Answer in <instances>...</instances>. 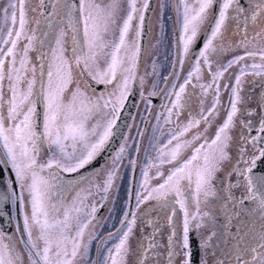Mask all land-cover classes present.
<instances>
[{
    "label": "snow or ice",
    "instance_id": "6c2138e0",
    "mask_svg": "<svg viewBox=\"0 0 264 264\" xmlns=\"http://www.w3.org/2000/svg\"><path fill=\"white\" fill-rule=\"evenodd\" d=\"M217 2L192 0L190 4L188 0H180L177 15L180 22L178 44L181 47L174 67L178 64L183 68L185 58L195 62L182 83L171 82L170 88L161 89L166 102L156 118L157 130L161 127V116L165 125L174 127L169 129L165 143L152 145L155 158H149L142 169L141 191H137L135 196V210L125 211L120 227L115 232H109L107 238L100 239L96 234L85 239L89 227L94 226L97 220L98 208L94 203L84 206L87 197H81L79 206H64L62 216L50 217V209L60 211L57 208L61 194L56 170L71 173L92 163L113 136L131 85L139 81L143 87L145 81L138 75V64L144 51L142 39L150 0H127L126 14L122 18V0H78V5L56 0L50 16L59 19L56 23L51 19L46 21L50 33H43L44 36L50 35L49 43L54 46L41 53V58L47 60L40 66L42 75L38 91L36 68L32 65L29 52L33 50L34 42L43 45V41L37 40L35 29L26 30L29 24L26 4L29 0H9L0 18V168L11 170L17 187L12 188L10 179L6 194L0 198L7 200L11 197L14 205H20L23 235L27 239H21L19 243L24 245L28 264H76L78 259L84 264H129L130 257L132 264H161L162 255L165 257L164 264H177V260L179 264H209V253L206 251L209 248L211 264H225L224 258L216 256L217 246L211 244L216 236L214 231L204 237L196 235L197 259L193 260L190 234H196L205 222L214 226L215 219L211 215L213 200L219 202L226 220L223 227L234 241L225 254L228 264H264V89L256 97V108L248 107L251 97L241 95L246 75L253 77L250 82L254 85L264 84V0H222L218 14H213L211 10ZM44 5L45 0H38L37 7L29 6L28 11L44 16ZM60 5H63L62 10ZM9 7L12 9L10 15ZM210 16L213 18L211 23ZM229 20L236 21V31L243 32L235 47H243L245 51L213 73L210 57L220 56L233 48V45L223 42ZM32 22L40 23L38 19ZM6 24L9 26L4 32L3 25ZM250 24L259 29L251 36L248 31ZM206 25L210 33L198 54L190 56L201 29ZM114 26H118V37L106 40L105 35ZM66 38L71 41L70 57L65 54ZM22 39L26 43L18 48ZM106 49L110 51L105 52ZM102 54L109 59L101 70L98 57ZM246 59H251L253 63L241 64ZM237 64L241 66L234 83L224 84V89L229 91L226 117L209 141L205 133L211 118L218 115L219 81ZM45 66L46 82L43 80ZM152 68L155 73V62ZM76 69L80 70L79 73ZM85 74L97 84H103L105 89L111 85L112 90L107 92L106 97L103 93L96 96L94 91L89 94L88 88L78 78ZM171 75L179 80L178 73ZM208 75L211 82L201 83L199 88L202 96H206L209 90L215 93L212 106L205 112L202 99L199 116H193L186 88L194 79L200 81ZM256 77L260 78L259 81ZM164 82L167 86L168 78H164ZM158 94L154 84L153 91L148 95ZM37 97L43 102L42 123L37 111ZM241 104L244 106L242 113L238 107ZM185 109H188V118L182 123ZM238 113L249 117L239 121L241 129L249 134L242 130L234 139L230 132L236 127L234 118ZM101 114L102 120L96 119L89 127V121ZM254 116L257 117L255 123L251 119ZM202 122L205 127L201 130ZM252 131L260 135H251ZM138 135L142 137L143 132ZM78 146L81 149L79 154ZM233 147L236 148L234 163L230 152ZM187 149L191 150V154L181 159ZM44 150L50 155L41 162ZM128 150L126 143L120 145L112 158L111 168L104 171L102 184L95 185L102 193V201H108L109 194L116 188L119 169ZM226 163L230 164L228 170ZM129 165L136 168L138 157L130 159ZM164 165H172L167 175L162 171ZM152 168L156 169L155 177L149 176V169ZM152 178L163 179L151 185ZM234 190H240L239 196ZM25 193L31 208L30 215L25 209ZM153 199L161 209L171 206L167 217L170 233L166 246L157 239L161 235L158 220L151 217L143 220L141 236L136 237L140 216L152 211L150 208L145 210V214H140L139 209ZM174 205H178L183 212L182 235L179 237L174 223L177 212ZM245 214L250 217L246 229L242 230L238 224L236 233H230L232 220ZM143 227L152 231L145 235ZM112 239L117 242L109 247L108 241ZM133 239L136 240L135 246ZM94 240H99V244L96 257L92 258ZM165 247L166 251L161 253L159 249ZM0 264H24L16 241L4 233H0Z\"/></svg>",
    "mask_w": 264,
    "mask_h": 264
},
{
    "label": "rangeland",
    "instance_id": "374dc122",
    "mask_svg": "<svg viewBox=\"0 0 264 264\" xmlns=\"http://www.w3.org/2000/svg\"><path fill=\"white\" fill-rule=\"evenodd\" d=\"M67 2H71V0H67ZM179 2L180 0H156L155 6L152 9V12L150 14V17L148 20V26H147L148 33L145 37V44H144L142 60L140 58L139 64H138V75L142 76L145 81L143 87H140L141 98L144 100V105H143L140 115L137 118H135V120H133L127 132V135L124 141L122 142V144L126 143L127 145H129V150L125 154L123 162L121 163L119 174L116 180V188L112 190L113 197L111 198L104 212L99 217H97V220L94 222V226H92V228H89L85 239L88 238V235H96V234H98L100 239L107 238L108 232L120 226V220L123 218V213L127 210L129 191H130V182H131L132 170H133V168L129 165V160L135 158L136 145H137V141L139 137L138 133H140L142 123L144 121V118H146L147 111L151 105L149 104L150 100L144 98L145 97L144 89L145 88L148 89L147 90V94H148L149 92L153 91V85L155 84V91H157L160 94L161 89H165L167 87L165 85L164 78L169 79L171 77L170 73H171L174 60H175V56H176L175 48H177L178 50L177 41L175 42L174 35H175V32H177L178 35H180V22L178 21V15H177V7L179 6ZM188 2L191 4L192 0H188ZM8 4H9V0H0V8H1L0 18H2V15H3L2 10ZM37 4H38V0H29V3L26 4V15L29 20V24L26 26V30L35 29V35L37 37V40L43 41V45L34 42L33 50L29 52V57L32 61V65L36 68V79L38 81L36 85V90L38 91L40 87L39 81L41 80V75H42L40 66L42 63L46 64V60H47V58H43V59L41 58V53L47 52L50 47L54 46L49 43L50 35L49 36L43 35V33L45 32L50 33V30L48 29L46 25V21L51 19L53 23H56L59 18H52L50 16L52 9H51V12H49V14L45 16V19H42V16H40L38 13H32L28 11L29 6L37 7ZM60 9L61 10L63 9V5H60ZM126 10H127V0H122L121 12H120L121 18L126 14ZM8 12H9V15L12 12V9L10 7L8 8ZM33 19H38L40 21L39 25L32 22ZM133 23L135 26L136 21H134ZM229 25H236V21L229 20L226 22V30L224 32V41H223L225 45L236 44L243 37V33L240 36H237V34H239L240 32L234 30L233 26H229ZM8 26L9 25L7 24L3 25L4 32H7ZM241 26L243 27V25ZM17 27H18V24H17ZM258 30H259L258 28L253 27L251 24L249 25L248 31H249L250 36L255 31H258ZM117 37H118V26L111 27L109 32L105 35V39L109 41ZM80 38H82V31L80 34ZM24 43H26V41L22 39L18 48L22 47ZM65 47H66L65 54L70 57L71 56V41L67 40V38H66ZM180 47L181 46H179V49ZM5 50H6V46H5ZM108 51H110V49L105 50V52H108ZM225 53L226 54L229 53V50H226ZM108 59L109 57L103 54L98 57V66L101 70L106 67ZM153 62H155L156 64L155 73H153V68H152ZM249 63H250L249 60H245L241 64L248 65ZM93 67L95 68L96 65H93ZM237 69L239 68L237 67ZM79 71H80L79 69H76L77 73H79ZM46 74H47V67L45 66L43 70V80L45 82L47 80ZM78 78H79V81L83 84V86L88 88L89 94H91L94 91L96 96H99L101 95V93H103L106 97L107 92L112 90L111 85H109L107 89H105V86H104L103 89L99 90L95 87H92L90 84H88L83 79L82 75L79 76ZM178 81L179 82L181 81L182 83V79L180 77ZM136 83L139 84V81H137ZM167 88H170V87L168 86ZM260 92L261 90L255 88V89L250 90L249 95L251 99L255 100L256 102V97ZM158 95H155L154 97H157ZM37 100L39 101L41 105V109L43 113V102L39 99V97H37ZM165 102H166V97L164 96V94H162V100L155 106L154 111L151 114V116L148 117L149 121H148L145 135L143 138L141 160H140L139 169H138L137 176H136L135 191H134V204H133L134 210L136 208V200H135L136 193L137 191H141L140 184L142 182V169L145 168L149 158L153 160L155 158V149L152 147V145H159L161 143H165L168 138L169 126L163 123V120H164L163 116L160 117V125H161L160 129L157 130L156 128L157 114L163 111L162 104ZM96 119L102 120V114L101 116H97L93 120H90L89 127H91V124L94 123ZM80 150L81 149L78 146L77 154H79ZM49 155L50 153L47 150H44L41 155V162L46 161ZM112 158L105 165H103L99 170H97L93 174L85 178H82L80 180L70 182L58 176V188H59V192L61 195H60L59 201H57V208L60 209V211L55 212L50 209L49 210L50 217L62 216L64 206H67L69 208H71L73 205L79 206L81 197H87V199L84 200V206H89L94 203L99 209L100 205L103 202L100 199L102 193L97 191L95 185L102 184V181L105 178L104 171H106L108 168H111L112 166ZM167 167L168 165L163 166L162 171L164 173L167 172V169H168ZM155 174H156L155 168L149 169L150 177H155ZM45 175H47V172L45 173ZM162 179L163 178H152L150 179V183L151 185H156L155 181L157 180L158 183H160L162 182ZM153 201L154 199L149 200L146 204L142 205L139 209V212L142 213L147 208V206H149ZM29 209L31 212L30 206H29ZM142 226L143 224L138 225L136 232L137 231L141 232ZM146 230H147V227H143V231H146ZM116 242L117 241L115 239L109 240L108 246L110 247ZM5 243H7V240L5 241ZM135 243H136V240L133 239L132 241L133 246H135ZM98 244H99V240H94L92 242V249H91L92 258L96 257ZM208 259H209V264H211L212 257L210 254L208 256ZM79 262H81V264H84V261L81 259H78L76 263L79 264ZM177 264H179L178 260H177Z\"/></svg>",
    "mask_w": 264,
    "mask_h": 264
},
{
    "label": "flooded vegetation",
    "instance_id": "af4514ba",
    "mask_svg": "<svg viewBox=\"0 0 264 264\" xmlns=\"http://www.w3.org/2000/svg\"><path fill=\"white\" fill-rule=\"evenodd\" d=\"M55 2H56V0L54 1V3ZM71 2L72 3L74 2V4H78L77 0H75V1L71 0ZM155 3H156V0H155ZM53 4H52V6H53ZM154 6H155V4H154ZM154 6H153V8H154ZM51 9H52V7H51ZM50 12H51V10H50ZM212 13H213V9H212ZM48 14H44V16H42V19H45V16L48 15ZM211 19H212V16H210V18H209V23H210ZM229 26H233L234 30H236V25H229ZM241 28H242V26H241ZM205 29H207V31ZM239 32L240 33L237 34V36H240L243 33L242 31H239ZM209 33H210V28H207V25L205 26V28L201 29V35L198 36L197 42L194 45L193 50L190 51V56H195V55L198 54V51L202 47V45L199 47L198 51L196 53H194L197 43L199 42V40L201 39V37L203 35L205 36L204 37V40H205L207 34H209ZM174 37H175V42L177 41V45H178V50H177V48H175V52H176L175 53L176 56H175V60H174V63H175L177 61V59H178V53L180 51L179 44H178L179 35H178L177 32H175ZM204 40H203V42H204ZM203 42H202V44H203ZM219 42L220 41H217L216 43H219ZM238 43L239 42H237L236 44H238ZM144 44H145V40H144ZM236 44H233V48L231 50H229V53L226 54L224 52V54H222L220 56H211L210 57V59L212 61L211 72H213V73L216 72L218 68H220L223 65L227 64V62L230 59H232L234 56L243 55L245 49L242 48V47H238V48L235 47ZM143 49H144V45H143ZM142 55H143V52H142ZM142 55L140 57L141 60H142ZM246 60H249V62H250L248 65L252 64V60L251 59H246ZM194 62H195L194 60H190L188 58H185V63H184L183 68L179 67L178 64H176V66L174 67V64H173V67H172V70H171V73H170L171 77L168 79L169 80V84L167 85V87L168 86L171 87V82H175V83H177V85L179 83H181V81L180 82L178 80L176 81L175 77L173 75H171L173 72L178 73L180 75L179 77L182 79V82H183L185 76L187 75V72L191 69L192 64ZM256 62L259 63L258 60ZM240 66H241V64L234 65L228 72L225 73V76L219 81L220 87H221V94H220V103L217 106L218 107V115H215V116H213L211 118V123L207 127V132L205 133V135L207 136L209 141L214 137L216 129L223 123V120L226 117V112H227V110L229 108V103H228V101H229V91H226L224 89V84L228 83L229 85H231V84L234 83L235 75L239 72V69H237V67L240 68ZM82 77L89 84V82L87 81L86 77L87 78H90V77H88L86 74L82 75ZM243 79H244V83H243L244 91L241 93L242 96L250 97V95H249L250 90L255 89V88L259 89V90L264 89V84H256V85H254L253 83L250 82L253 79V77L250 74L246 75ZM259 79H260L259 77H256L257 81H259ZM210 82H211V77H210V75H208V76H205L200 81H196L194 79L192 81V84L188 88H186V97H190V110H191V114L193 116H197V117L199 116V114L201 112V100L202 99H203V109H204L205 112L212 106L213 97H214L215 93L212 90H209V92L207 93L206 96H202L201 95V90L199 88V84H201V83L207 84V83H210ZM133 84L137 85L138 90H139V94H140V98H139L136 111H135V113L133 115V118H132V120L130 122L129 127L131 126L133 120H135V118H137L140 115V113L142 111V108H143V105H144V100L141 98V93H140V87H141L140 83L137 84L135 82ZM133 84H132V86H133ZM132 86H131V88H132ZM147 90H148L147 88L144 89V94H145L144 98L151 101V105H150V107H149V109L147 111V114L150 117L151 114L154 111L155 106L162 100V94L163 93L161 92L157 96L159 98L158 101L154 105H152L153 102H152L151 98H153L154 96H149L147 94ZM238 107L241 108V113H242L243 110H244L243 104L238 105ZM248 107L249 108H256L257 107V103L255 102V100L250 99L248 101ZM187 113H188V109H185V114L181 116V122L182 123L187 120V118H188ZM241 113H238L237 117L234 118L235 121L237 122L236 123V127L232 128L231 132H230V134L234 137V139L238 138V135H239V133L242 130L245 131L246 134H249V133H247V130L241 129L240 124H239L240 120H247V119H249V117H247L245 115H242ZM147 114H146V116H147ZM251 119H252L253 123H255L257 117L254 116V117H251ZM145 121H146V118H144L142 127L140 129V132H142L143 128H145L144 134H143V138H144L146 127H147V124H148L149 120L147 119L146 125L144 127ZM40 122L42 123V109H41V121ZM168 126H169V129L174 127V125H168ZM129 127H128V130H129ZM204 127H205V125L202 122L201 126H200L201 130ZM128 130H127V132H128ZM193 131H195V130H193ZM250 134L251 135H260V133L256 132V131H252ZM126 135H127V133H126ZM126 135H125V137H126ZM143 138H142V143H143ZM189 138H190V134H189ZM124 139H123V141H124ZM197 143H199V141H197ZM119 148H120V146L118 147V149L111 155V157L103 165H105L108 161H110V159L115 155V153L119 150ZM136 148H137V145H136ZM141 151H142V144H141ZM141 151H140V156H139V164H140V160H141ZM249 151H251V146H249ZM230 152L232 153L233 163H234L235 162V157H236V148L233 147L232 149H230ZM190 154H191V150L190 149L185 150L183 152V154H182L181 159L187 158ZM135 155H136V152H135ZM102 166H100L98 169H96L92 173L88 174L87 176L93 174L94 172L99 170ZM171 166L172 165H168L167 168L169 169ZM225 168H226V170L230 169V164L226 163L225 164ZM138 169H139V165H138V168H137V172H138ZM168 169H167V172H168ZM56 171H58V170H56ZM4 172H5V194H6L8 181L10 179L12 181V185H11L12 188L15 189L17 186H16L15 178H14L13 173L11 172V170L10 169H7V170L4 169ZM167 172H165V175H167ZM66 173H69V172H66ZM132 173H133V170H132ZM257 173H259V172H257ZM220 175L223 176V173H221ZM59 176L61 178H63L61 176V174H59ZM87 176H85V177H87ZM136 176H137V173H136ZM85 177H82V178H85ZM82 178H79V179H76V180H80ZM131 179H132V177H131ZM233 179H235V176H233ZM64 180H66V179H64ZM76 180H66V181L74 182ZM135 183H136V179H135ZM155 184H158L157 180L155 181ZM218 187H219V185H218ZM130 190H131V182H130ZM234 191L236 192V195L239 196L240 190H234ZM109 195H110V199L107 201V204H106V207L104 208V210L107 208L111 198L113 197V192H111ZM129 198H130V191H129ZM7 200H8V203L10 205V217H11L10 229H11V231H10L9 235H6V236L12 237L14 239V241H16V243L18 245V251L21 253V255H22L23 259H24V264H28L27 253L25 251L24 245L19 243V241L21 239H24V240L27 239L26 235H23V216H22V213H21V210H20V205L18 203L14 205L12 203L11 197H9ZM104 202L105 201H103L102 204ZM133 204H134V196H133ZM29 206L30 205H28V203H27V193H25V209L28 212V214L30 215L31 212H30ZM174 206L177 209L176 216L174 217V223H175V226H176L177 236L179 237V236L182 235L183 212L179 209L178 205H174ZM148 207H150L152 209V211L148 212L146 215H141L140 219L138 220V225L142 224L143 220H145V219H147L149 217L158 220V226L160 228L161 235H159L157 237V239L160 241L161 244H164L166 246V244H167V235L170 233V227H169L168 222H167V217L170 214L171 206L166 207L164 209H161L160 206L157 204V201L154 200L149 206H147L146 209H150ZM100 208L98 209L97 217H99L104 212V210L102 212H100ZM128 208H129V199H128V206H127V210L126 211H128ZM211 209H212L211 215L215 219L214 226H213V224L211 222H205L204 225L197 231V235H199L200 237H204V236L210 235L214 231L216 233V236L213 237V239L211 241V244L217 246V248H216V256L220 257V258H224L225 259V264H228V260L225 257V254L229 252V250L232 247L234 241L232 240L231 236L226 234V230L223 227V225L226 223V220H225L223 212L221 211V209L219 207V202L213 200L211 202ZM132 210H134L133 206H132ZM145 210L142 213L141 212H139V213L140 214H145ZM191 210H194V208L191 209ZM204 210L206 211L207 209H204ZM249 222H250V217L248 215H246V214L242 215L239 219L234 218L232 220V225H231V227H230V229L228 231H230V233H232V234H235L236 231H237V227L236 226L238 224L241 225L242 230H244V229H246V227L249 224ZM89 228H92V226H90ZM116 229L117 228L113 229L110 232H114V231H116ZM151 231H152V229L147 227V230L143 231V233L145 235H147ZM0 233H3V232L0 230ZM136 235H137V237H140L141 236V232L137 231ZM159 251L161 253H164L166 251V247L159 249ZM206 251L210 254L211 253V248L207 249ZM160 259H161V264H164L165 257L162 255ZM79 264H81V262H79ZM129 264H132V258L131 257L129 258Z\"/></svg>",
    "mask_w": 264,
    "mask_h": 264
},
{
    "label": "water",
    "instance_id": "95a60500",
    "mask_svg": "<svg viewBox=\"0 0 264 264\" xmlns=\"http://www.w3.org/2000/svg\"><path fill=\"white\" fill-rule=\"evenodd\" d=\"M55 0H45V5L43 8L44 14H48L51 10L52 4L54 3ZM75 1V0H73ZM221 0H218L217 3L214 4L213 7V14H217L219 11V3ZM155 4V0H150V9L146 13V23H145V29H144V35L142 39V47L144 45V40L145 37L148 33L147 30V25H148V20L149 16L152 12L153 6ZM213 22V18L211 19L210 23ZM204 35L201 37L199 42L197 43L195 47V52L196 53L199 49V47L202 45V42L204 40ZM87 81L92 87H95L97 89H103L104 85L103 84H97L95 81L91 80V78H87ZM140 98L139 90L136 84H133L131 88V92L129 97L127 98L119 119L117 120V125L114 128V134L110 138L109 142L105 145V148L102 150V152L96 157V159L93 160L92 163L89 165H86L84 168L79 169L76 172H71V173H66L62 170H58L59 174L66 179V180H76L82 177L87 176L88 174L92 173L96 169H98L100 166H102L110 157L111 155L118 149V147L121 145L123 139L125 138V135L127 133L128 127L130 125V122L133 118V115L136 111L137 104ZM158 97H153L151 98L152 100V105H154L158 101ZM37 111L40 114L39 120L41 121V106L39 101H37ZM149 115L147 114L146 116V121L144 123V127L146 125L147 119ZM145 128H143L142 132L144 134ZM142 137L139 136L137 144H139V150L137 152L136 148V155L135 158L138 157V165H139V156H140V151H141V144H142ZM1 150V149H0ZM137 168L133 169L132 173V179H131V190H130V198H129V208L128 211H132V206H133V196H134V188H135V179H136V173H137ZM260 174V173H257ZM5 195V172L4 169L0 168V197ZM104 206L100 208V212L104 210L106 207L107 201L103 203ZM11 217H10V205L8 203V200L0 198V230L5 234L9 235L11 229ZM196 234H190L191 236V244H192V249H193V260L195 261L197 259V239H196Z\"/></svg>",
    "mask_w": 264,
    "mask_h": 264
}]
</instances>
